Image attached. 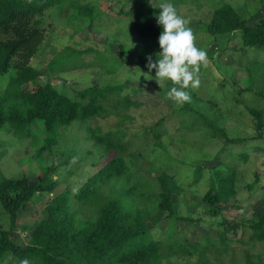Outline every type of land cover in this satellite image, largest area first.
<instances>
[{
  "label": "rangeland",
  "instance_id": "1",
  "mask_svg": "<svg viewBox=\"0 0 264 264\" xmlns=\"http://www.w3.org/2000/svg\"><path fill=\"white\" fill-rule=\"evenodd\" d=\"M84 2L92 6L91 16L73 19L70 18L71 8L47 10L45 39L31 58V64L43 72L38 82H48L67 96L79 99L78 91L88 85L121 83L129 78L130 82L122 94L129 93L140 104L126 111H115L107 102L112 106L100 115L87 122L73 121L61 128L60 137L51 145H47V133L40 121L24 127L22 135H17L11 127H2L0 178L38 179L47 172V177L58 181L51 194L64 188L74 189L115 154L111 148L95 145L86 127L91 126L101 133L109 129L115 132L124 129L122 154L132 172V181L155 183L161 171L173 174L181 187L173 195L178 215L191 218L177 221L176 245L184 248L165 257L162 264H243L246 250L260 257L261 263L255 264H264V241L252 240L249 226L254 205L259 206L264 201V135H258L249 112V108H256L264 113V50L242 46L239 31L215 35L206 30L215 6L228 2L242 16L252 17L249 24H255L260 16H264V0H172L178 14L188 20L187 26L194 34L195 45L207 52V64L196 74L199 85L185 89L190 100L184 103H188L192 111L183 116L174 115L173 111L184 103L177 104L166 98L167 91L173 86L167 81L170 79H161L159 84L155 69L149 74L151 78L143 75L148 72L147 57L151 55L155 61L160 51L158 36L142 35L135 29L138 19L154 22L160 4L167 0ZM66 45L82 51L76 56L86 65L59 69L49 67L50 60ZM126 46L140 50L142 59L137 63L114 65L112 71L109 61H93L96 51H103L109 57L131 60L128 52H124ZM88 48L91 50L87 51ZM35 84L32 81L25 86L31 88ZM4 86L3 79L0 89ZM246 87L249 90L236 91ZM163 116L166 119L158 126L163 131V141L158 145L154 143L150 127ZM218 127L224 128L230 137H244L245 146L258 148L251 150L246 160L236 163L237 192L213 218L208 215V205L201 199L208 188L211 168L219 158L229 161L226 155L229 147L240 151V144H224L220 135H213ZM196 168L201 171L197 178L194 175ZM256 174L258 180H255ZM48 196L47 193L35 196L28 207L18 212L13 236L18 245L27 243L29 232L43 217L41 209ZM223 220L236 226L233 231H228L225 248L217 244L220 252L217 254L215 239L207 242L206 238L216 237L214 225ZM0 224L9 227L1 202ZM166 226L167 221L162 220L155 229L156 234H161ZM163 241L167 240L163 238ZM255 261L257 258H253Z\"/></svg>",
  "mask_w": 264,
  "mask_h": 264
},
{
  "label": "trees",
  "instance_id": "2",
  "mask_svg": "<svg viewBox=\"0 0 264 264\" xmlns=\"http://www.w3.org/2000/svg\"><path fill=\"white\" fill-rule=\"evenodd\" d=\"M138 1L144 3L145 0ZM65 8H71L70 18L73 19L91 16L93 10L84 0H0V82L5 80L4 88L0 89V129L11 127L17 135H22L24 127L40 121L47 133V145L55 143L61 128L73 121L87 122L112 105L115 111H126L140 104L129 93L122 94L129 78L121 83L88 85L78 91L79 99L67 96L48 82H38L43 72L31 64V58L45 39V15L47 10L62 11ZM250 19L251 16H242L230 3L224 2L213 8L206 30L215 35L239 31L242 46L264 50V16H260L255 24H249ZM138 21L135 29L139 33L159 36L162 29L156 20ZM124 52H128L131 60L96 51L93 61H109L112 71L114 65L137 63L142 59L140 50L126 46ZM80 53L83 52L66 45L50 60L49 67L86 65L76 56ZM202 67L203 64L198 72ZM32 81L36 83L33 87L25 86ZM167 81L173 84L171 80ZM243 90H249V87L236 91ZM190 111L191 106L184 103L173 112L183 116ZM249 112L258 135H264V113L256 108H249ZM163 119L166 116L150 127L154 143L158 145L163 141V131L158 127ZM111 130L101 133L91 126L86 127L95 145L111 148L115 154L74 189L64 188L51 194L58 181L47 177V172L38 179L0 178V202L9 220L8 228L0 224V264H19L23 258H28L31 264H162L165 257L184 248L176 245L177 221L191 218L178 215L173 195L181 187L173 174L161 171L155 183L132 181V172L122 154L126 132L124 129ZM213 135H220L224 144H240V151L234 150L233 146L226 150L228 162L216 156L219 162L211 168L208 188L201 199L208 205V215L214 218L237 192L236 163L246 160L248 153L258 147L245 146L244 137H230L224 128H216ZM235 159L236 162H231ZM194 173L196 178L199 177L200 168ZM255 180H258L257 174ZM42 193L49 194L41 209L43 217L29 232L27 243L20 246L13 239L18 212ZM254 208L249 223L250 238L264 241V201ZM162 220L167 221V226L161 234H156L155 229ZM235 226L225 220L214 225L216 237L206 239L207 242L215 239V253H220L218 243L225 248L228 231H233ZM162 237L167 241L164 242ZM253 258L257 261L253 262ZM255 263H261L260 257L246 250L243 264Z\"/></svg>",
  "mask_w": 264,
  "mask_h": 264
},
{
  "label": "clouds",
  "instance_id": "3",
  "mask_svg": "<svg viewBox=\"0 0 264 264\" xmlns=\"http://www.w3.org/2000/svg\"><path fill=\"white\" fill-rule=\"evenodd\" d=\"M159 9L156 21L162 29L158 36L160 51L155 61L151 55L147 57L148 72L143 75L151 78L149 74L155 69V78L159 84L161 79H170L173 86L167 91L166 98L183 104L190 100L185 89L189 86L195 88L200 83L196 74L202 64H207V52L195 45L194 34L187 26L188 20L178 14L172 0L160 4ZM19 264H31V261L23 258Z\"/></svg>",
  "mask_w": 264,
  "mask_h": 264
}]
</instances>
